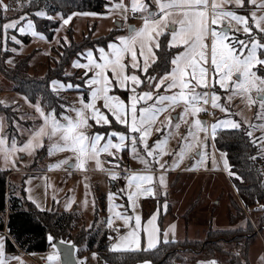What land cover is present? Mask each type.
<instances>
[{
    "label": "snow or ice",
    "instance_id": "obj_1",
    "mask_svg": "<svg viewBox=\"0 0 264 264\" xmlns=\"http://www.w3.org/2000/svg\"><path fill=\"white\" fill-rule=\"evenodd\" d=\"M34 3L35 0H0V20L5 21L0 25L5 47L0 51H8L7 33L12 29L18 28L20 35L30 32L34 37L45 39L34 30L33 20L27 18L28 13L15 19L7 16L8 12L18 13ZM106 8L108 13H120L121 18L115 23L119 30H126V34L117 35L105 46L97 47L98 59L92 48L75 54L86 59V63L79 59L72 61L74 68L85 70L81 83L52 79L50 92L46 90L35 104L24 95L25 103L36 114L20 113L19 120H32L29 127H24L15 118L0 117V157L5 166L10 165L2 171L18 170L17 162H23L21 154L33 157L38 149L46 148L49 157L55 153L69 154L49 165V170L67 166L66 170L86 171L88 165L94 163L96 169L108 172L110 183L123 178L126 187L106 194L109 215L90 222L88 229L99 233L103 226L108 230L110 252L141 250L142 239L146 241L143 250L148 251L156 249L161 242L165 246L175 242V225L162 230L157 223L161 211L166 213L168 209V173L193 153L199 156L193 167L203 164L209 155L215 166L219 129L232 130L248 138L256 153L247 160H264V0H130V3L110 0ZM129 13L133 18L138 16L141 19L139 27L127 23ZM34 15L44 17L46 13L36 11ZM78 15L95 17L100 14L72 11L65 15L56 12L47 19H59L63 28ZM25 20L27 23L19 26ZM60 30L54 31L58 33ZM10 39L21 44L16 35ZM63 40L68 43L67 36ZM11 51L16 52V48ZM4 63L14 66L12 58ZM64 75L71 77L73 74L65 71ZM82 87L84 92L79 91ZM61 90H76L78 100L71 104L61 102L64 100ZM115 91L125 96L122 98ZM52 96L56 98L55 103L50 98ZM237 97L247 107L256 109L254 117L258 123L231 118L229 105ZM209 103L212 109L225 113V118L212 123L210 129L199 119V114L207 111L203 106ZM0 105L10 107L2 100ZM57 106L61 110L59 113ZM18 110V105L13 108L14 112ZM165 112L169 115L157 124L158 117ZM174 112L176 115L171 114ZM9 120L11 128L8 127ZM114 125L123 128L116 130ZM182 127L185 129L183 133L180 131ZM257 131L258 136L254 134ZM17 133L28 138L18 140ZM154 134L156 138L153 140ZM173 137L179 140L177 147L170 149L169 142ZM209 142L211 154L206 151ZM125 150L131 160L143 166L142 172L131 170L124 164L120 153ZM165 157H171V164ZM220 158L229 177L243 182V174L232 170L234 166L230 165L227 153L220 151ZM106 164L111 167L105 169ZM259 174L264 176V170ZM36 178L28 176L24 183L30 185ZM260 183L264 187V180ZM50 186L46 182L45 191ZM234 187L239 192V186ZM24 190L28 193L27 199L40 211H53L41 206L31 195V187ZM160 192L164 193V203L143 220L136 211L137 200L140 197L156 198ZM117 193L126 196L127 207L114 202ZM53 202L54 206H59L55 195ZM73 203L74 199L67 200L64 210L69 211ZM87 204L85 199L83 205L86 207ZM95 204L93 198L94 213ZM257 204V210L264 211V204L259 201ZM117 220L122 225L117 226ZM170 233H173V239L169 238ZM46 240L52 249L46 257L48 264H61L55 237L49 233ZM11 243L13 247L18 245L15 237ZM8 244V237L0 236V264H12L13 261L23 264L18 255L7 251ZM72 247L76 249L75 244ZM97 255L93 252L92 259H97ZM229 256L228 264H248L239 244L234 245ZM67 264L73 262L68 260ZM75 264H87V258L76 259ZM144 264L150 262L144 261ZM197 264H220V261L210 259L197 261ZM258 264H264V255L258 257Z\"/></svg>",
    "mask_w": 264,
    "mask_h": 264
},
{
    "label": "rangeland",
    "instance_id": "obj_2",
    "mask_svg": "<svg viewBox=\"0 0 264 264\" xmlns=\"http://www.w3.org/2000/svg\"><path fill=\"white\" fill-rule=\"evenodd\" d=\"M6 2H10V0H6ZM29 8L30 7L26 6L18 13L8 12L7 16L10 19L18 18V16L23 15L22 13L25 11L29 12ZM41 11L46 13V16L41 18L47 19V16L56 15V13L52 14L46 10ZM27 18L31 19L29 14ZM117 20H120V17L108 18L101 15H97L95 17L78 15L73 17L68 25H65L63 28H61L62 21L55 19L52 21L57 23V28H60L61 30L58 33L54 31L51 38H47L43 35L45 37L43 40L39 37L32 36L30 32L25 33L24 36H20V33L17 32L18 28L15 29L16 31L14 32L8 31L9 40H11L10 37L12 35H19L20 37L17 38L21 41V44H16L13 41H11L9 45L6 44V47L8 50H10L11 55L10 57L4 59V61L12 58L15 64L22 57L31 56V70L35 73V77L43 78L48 72V67L51 66L54 68L55 61L59 59V54H62L61 48L65 44L63 40V37L65 36L68 38V43L66 45H70L72 42H77L91 44L93 47L95 46L94 48L92 47L94 57L98 59L99 53L95 51L97 47H101L98 38L106 36L112 29L118 30V26L115 23ZM133 20L134 19H129L127 23L133 25ZM26 23L27 20L22 21L19 26H24ZM34 30L36 31L35 25ZM57 39H59V43H57ZM14 44L17 46H14ZM12 48H16V52L12 53ZM77 59H79L81 63H86V59L83 55L79 56ZM5 66L12 67V65L8 64ZM34 69L36 70L34 71ZM66 71L73 74V82L81 83L83 79V72L85 70L76 69L71 64L66 69ZM77 77H80L81 79H76ZM79 91L84 92V88L82 87ZM3 92L18 95L13 90V83L0 73V93ZM74 92L77 91L74 90ZM67 93L75 95H68ZM115 94L121 95L122 98L125 96L124 93L119 91H115ZM60 95L64 98V100L61 102L68 104L78 100V92L72 93L66 92V90H61ZM77 106L79 105L77 104ZM203 107H205L207 111L201 112L199 114V119L206 122V124L209 126V129L212 123L219 119L225 118V113L219 111V109H212L211 105L210 108L208 105ZM229 107L231 109V118L240 122H243L245 119H247L250 122L258 123L254 117L256 109L254 107H247L241 101V98H235ZM176 111L179 112L180 109H177ZM33 113L32 115H36ZM171 114L176 115L175 112ZM168 115L169 112L162 113L158 117L157 124L163 121ZM19 116L20 113H17V120H19ZM21 121L22 120H19V123L24 127H29L32 124L30 123L26 125ZM114 127L116 130H122L123 128V126L120 125H114ZM180 131L183 133L185 131L184 127H182ZM254 134L258 136L259 132L257 131ZM17 137L18 140H26L28 138L27 136L21 137L19 133H17ZM155 138L156 134L153 135L152 139L154 140ZM113 139L115 141V137ZM178 140V137L171 138L169 142V148L175 149L177 147ZM206 151L210 154L212 153L211 142H209V147L206 149ZM36 154L38 155L37 160L30 162V164H27L26 162V160H28L30 157L26 154H21L23 155L24 165H28V171L34 173L17 176L14 178V180L21 188H23V190L27 187H31V195L41 204L42 207L66 212L63 207L64 203L70 198L74 199L72 208L67 212L78 211L83 213L86 217L85 221L87 224L85 229H88V224L93 222L94 219L99 220L106 218L109 215L107 212L108 202L106 200V194L109 191L117 192L118 188L126 187V181L123 178L116 182L110 183L108 172L106 170L101 171L96 169L94 163H90L86 171L76 169L66 170L67 166L59 169L49 170V165L56 163L69 155L66 152L55 153L51 157L47 155V151L44 153L36 152ZM120 155L123 157L124 164L131 170L137 172L143 171V166L137 161L131 160L126 150L120 153ZM215 157V166L213 165L211 155H209L203 164L193 167V165H195L199 160V156L195 153L189 154L181 162L178 168L172 169L168 173L167 212L169 214L163 219L164 226L165 228H169L170 226L175 225V235L181 236L182 232L180 230H182V223H186V232L185 230L183 231L186 234H184L183 237L188 238L185 240H180V242L183 243L169 246L167 249H170L178 256H185L181 258L183 261H181L182 264L188 263L195 257L198 259L197 261L216 259L220 261V264H228L230 259L229 253L234 251L235 244H239L243 250L244 257L248 260V264H258V257L264 255V212L255 209V207L245 208V206L239 200L236 190L230 183L231 177H229L228 172L223 167V160L220 158L219 150L215 152ZM165 159H167L169 164H171V157H165ZM31 165L32 167L29 169ZM109 167L111 166L107 164L105 165V169H108ZM222 170H224L225 173H223ZM28 176L37 178L33 179L31 184L28 185L24 183ZM46 182L47 184L51 185L47 188V191H45ZM86 184L88 185L87 188L85 187ZM24 194L26 201L33 204L27 199L28 193L25 190ZM54 195L59 201V206H54ZM93 198L96 202L95 213L93 212L92 208ZM85 199L88 201L86 207L83 205V201ZM126 201V196L117 193V196L114 200L116 204H123L127 207ZM163 203V192H160L159 196L156 198L140 197L137 200L136 211L141 214L143 220H146L150 214H152L157 209V207ZM36 209L39 210L38 208ZM117 210L123 211V209ZM129 213H131V209H129ZM166 213L161 211V214ZM115 223L117 226L122 225V222L118 220L115 221ZM157 223H159V219ZM233 229L238 230L233 231ZM106 230V228L101 226L99 233H97L98 240L100 239L101 234ZM222 230H227L230 232L222 233ZM121 231L123 233V229H121ZM111 234L115 236V233ZM246 234L249 235L247 236ZM251 235L255 236V240L252 245H246L250 244L248 237ZM194 242H197L198 244H194ZM247 246L248 251L246 250ZM203 247L205 248V251L204 253H201ZM144 248H146V241L142 239L141 250ZM214 249H219L220 252L213 253ZM198 251H200V253ZM206 252L210 254H207ZM192 264H197V262H192Z\"/></svg>",
    "mask_w": 264,
    "mask_h": 264
},
{
    "label": "trees",
    "instance_id": "obj_3",
    "mask_svg": "<svg viewBox=\"0 0 264 264\" xmlns=\"http://www.w3.org/2000/svg\"><path fill=\"white\" fill-rule=\"evenodd\" d=\"M109 3L107 0H66V2L64 0H36L35 4L29 8L30 11H25L22 14L28 13L34 22L36 31L47 38H51L58 24L52 20L35 16L34 13L36 11L46 10L52 14L62 12L65 15L72 11L104 13L106 4ZM4 22L0 20V25ZM7 35L9 37V33ZM115 36H117V32L113 31L106 36L98 38L100 46H105ZM3 37V31L0 28V49L4 48ZM7 43L9 45L11 40L7 39ZM92 47L91 44L77 42H72L70 45L64 44L61 48L62 54H59V59L55 61V67H48V72L43 78L30 75L31 56H24L14 66L7 67L4 64V59L10 57V50L6 52L0 51V73L13 83V90L15 92L28 95L31 102H36L41 95L45 94L46 90L50 92L49 82L52 79L64 83L73 82L72 76L67 77L64 75L66 69L72 64L74 59L78 58L75 55L77 52L83 53L87 48ZM50 98L53 100V103L56 102L55 96ZM41 103L43 105V101ZM60 111L57 106V112L59 113ZM0 112L4 113L6 117L16 119L17 113L13 111L12 107L5 108L3 105H0ZM26 125L28 124L26 123ZM8 127H12L11 120L8 121ZM216 148L219 151L227 153L230 165L234 166L233 171L243 174V182L236 180L235 177L230 178V183L233 187L234 185L239 186V192L236 187L234 189L241 203L244 206L246 205L245 208L255 207V209H258L257 201H259V204H264V187L260 183L261 180H264V177L259 174L261 170H264V167H262L264 166V160H247L248 156L255 155L256 148L248 143L247 137H242L238 132L232 130L218 131ZM45 151L46 148L40 149L38 153H44ZM37 158L38 155L36 160ZM9 173L7 171H0V231L6 229L8 235L11 237L8 238V252L20 249L26 253H46L49 250L46 235L51 233L55 237V240L75 244L76 249L83 253L96 252L100 264H135L144 261H149L150 264H182L181 258L185 256H178L170 249H167L169 246L183 243L180 241L169 243L167 246L161 242L156 249L148 251L110 252L108 250L110 241L108 240L109 234L107 230L101 234L98 240L96 231L85 229L87 226L86 217L81 212L37 210L33 204L26 201L23 188L19 184L13 186L8 181ZM9 229L11 233H9ZM226 232L230 231L222 230V233ZM246 235L248 236L249 234ZM13 237L18 241L16 247H13L11 243ZM248 238L250 244L246 245H252L255 236L251 235ZM194 244L198 243L194 242ZM246 250L248 251V246ZM204 251L205 248L203 247L201 253H204ZM198 252L200 253V251ZM214 252H220V250L214 249ZM197 260L195 257L186 264L196 263Z\"/></svg>",
    "mask_w": 264,
    "mask_h": 264
},
{
    "label": "crops",
    "instance_id": "obj_4",
    "mask_svg": "<svg viewBox=\"0 0 264 264\" xmlns=\"http://www.w3.org/2000/svg\"><path fill=\"white\" fill-rule=\"evenodd\" d=\"M107 1L110 2V0H107ZM126 2H127V3H130V0H126ZM100 15H101V16H105V17H108V18H109V17H118V18L120 17V13H119V12H116V13H108L107 8H106L105 12H104V13H100ZM130 15H131V13H129V19H134V20L132 21L133 26L139 27V26L141 25V23H142L141 19H140L139 17L131 18ZM120 18H121V17H120ZM9 31H10V32H12V31L14 32V31H16V30H15V29H12V30H9ZM113 31L118 32L117 35L126 34V30H119V29H118V30H116V29L113 30V29H112V30L110 31V33L113 32ZM17 32H19V31H17ZM8 33H9V32H8ZM8 33H7V34H8ZM110 33H109V34H110ZM107 35H108V34H107ZM20 36H21V35H20ZM20 36L18 35L17 37H20ZM22 36H24V35H22ZM96 38H98V37H96ZM28 39H29V38H28ZM6 44H8L7 41H6ZM3 46L5 47V40H4V37H3ZM14 46H17V45L14 44ZM106 51H107V49H106ZM12 53H13V52H12ZM35 70H36V69H34V71H35ZM29 72H30V75L35 76V73L31 70V68H30V71H29ZM44 74H45V73H44ZM109 75H110V73H109ZM63 83H64V82H63ZM66 92L77 93V92H74V90H66ZM16 93H17V92H16ZM17 94H18V95L9 94V93H7V92L0 93V100L5 101L6 103H8V104L10 105V107H12V108H16L17 105H18V106H19V110L17 111L18 114H19V113H25V114L31 116L32 113L34 112V109L31 108V107H29V105L25 103V101H24V99H23V96H24V95L19 94V93H17ZM67 94H68V95H75V94H70V93H67ZM12 101H15L16 103H15V104H12ZM18 101H20V102H18ZM31 103L35 104L36 102H31ZM33 114H35V112H34ZM0 117H6V115H5L4 113L0 112ZM21 122H22V123H25V124H26V123H27V124H30V123H32V120H31V119H28V120H22ZM39 150H40V149L37 150V153H38ZM36 157H37V154H35L33 157L28 158V160H26L27 164H28V163L30 164V162L35 161V160H36ZM17 163H18V170H17V169H11V170L7 171V172H10L9 175H8V181H9L13 186L18 184V183L14 180V178H16L17 176H20V175H23V174H28V173H34V172H30V171H28V165L25 166L23 162L18 161ZM5 167H9V168H10V165H9V166H5L2 157H0V171H2V169H4ZM31 167H32V165L29 167V169H30ZM68 172H70V171H68ZM168 214H169V213L167 212L166 214H161V215H160L158 225L161 227L162 230L167 229V227L165 228V226H164L163 219H164V217H165L166 215H168ZM183 225H184V227H183ZM183 228H184V229H183ZM186 229H187V225H186V223H185V224L182 223V230H180V231L182 232V234H181V236H178V235H175V233H174V240H175V241H180V240H185V239H187L188 237H183L184 234H186V233H185V232H186ZM184 230H185V232H183ZM162 234H163V232H161V237H162ZM0 236H5V237H8V238H11V237L8 235V232H7L6 229H4L3 231H0ZM169 238H170V239H173V233H170V234H169ZM54 242H55V240H54ZM7 251H8V250H7ZM51 251H52V249H51V246L49 245V250H48V252H46V253H42V254L29 253L28 255H24V254H23V251H21L20 249H17L16 251H14V252H9V253H12V254L18 255V256L21 258V261L23 262V264H34L33 260L31 259L32 257L35 258V259H37L38 261L45 260L46 257H47V255H48ZM92 253H93V252H90V253H83V252H81L80 250L77 251V249H76V258H77V259H79V258H87V264H100V260H99L98 256H97V259H95V260L92 259ZM95 253H96V252H95ZM12 264H16V262L13 261ZM135 264H144V262H139V263H135Z\"/></svg>",
    "mask_w": 264,
    "mask_h": 264
},
{
    "label": "water",
    "instance_id": "obj_5",
    "mask_svg": "<svg viewBox=\"0 0 264 264\" xmlns=\"http://www.w3.org/2000/svg\"><path fill=\"white\" fill-rule=\"evenodd\" d=\"M57 249L60 252L61 264H67L68 260H71L75 264L76 249H73L71 243H66L61 240H55Z\"/></svg>",
    "mask_w": 264,
    "mask_h": 264
},
{
    "label": "built area",
    "instance_id": "obj_6",
    "mask_svg": "<svg viewBox=\"0 0 264 264\" xmlns=\"http://www.w3.org/2000/svg\"><path fill=\"white\" fill-rule=\"evenodd\" d=\"M130 17H132V14L130 15ZM137 17H138V16H137ZM132 18H133V17H132ZM208 107L210 108V103H209ZM222 172L225 173L224 170H222ZM23 254H24V255H28L29 253L23 252ZM31 259L33 260L34 264H48L47 259H45V260H41V261H38L37 259H35V258H33V257H32Z\"/></svg>",
    "mask_w": 264,
    "mask_h": 264
}]
</instances>
